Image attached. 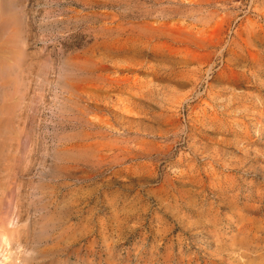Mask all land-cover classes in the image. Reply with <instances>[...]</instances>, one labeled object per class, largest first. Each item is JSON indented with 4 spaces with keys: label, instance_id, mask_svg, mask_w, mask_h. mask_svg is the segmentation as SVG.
Instances as JSON below:
<instances>
[{
    "label": "rangeland",
    "instance_id": "374dc122",
    "mask_svg": "<svg viewBox=\"0 0 264 264\" xmlns=\"http://www.w3.org/2000/svg\"><path fill=\"white\" fill-rule=\"evenodd\" d=\"M0 264H264V0H0Z\"/></svg>",
    "mask_w": 264,
    "mask_h": 264
}]
</instances>
